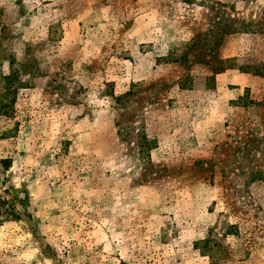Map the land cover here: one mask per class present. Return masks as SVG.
Here are the masks:
<instances>
[{
    "label": "rangeland",
    "instance_id": "1",
    "mask_svg": "<svg viewBox=\"0 0 264 264\" xmlns=\"http://www.w3.org/2000/svg\"><path fill=\"white\" fill-rule=\"evenodd\" d=\"M12 60L0 264H264V0H0Z\"/></svg>",
    "mask_w": 264,
    "mask_h": 264
},
{
    "label": "trees",
    "instance_id": "2",
    "mask_svg": "<svg viewBox=\"0 0 264 264\" xmlns=\"http://www.w3.org/2000/svg\"><path fill=\"white\" fill-rule=\"evenodd\" d=\"M220 26L221 25L219 24V27ZM221 28L222 27L217 30L220 38H223L225 34H230L226 29ZM9 64L11 70L8 74L0 72V115L5 117H11V114L13 113L14 102L12 97L15 95L18 88L23 85L20 80L21 75H31V73H33L31 70L28 71L30 68V64L28 63H16V61L12 60ZM13 66H16L17 68L15 69Z\"/></svg>",
    "mask_w": 264,
    "mask_h": 264
}]
</instances>
